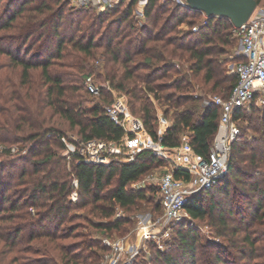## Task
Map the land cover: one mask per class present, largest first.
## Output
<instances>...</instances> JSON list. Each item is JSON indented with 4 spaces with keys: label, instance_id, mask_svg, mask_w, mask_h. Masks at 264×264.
<instances>
[{
    "label": "trees",
    "instance_id": "16d2710c",
    "mask_svg": "<svg viewBox=\"0 0 264 264\" xmlns=\"http://www.w3.org/2000/svg\"><path fill=\"white\" fill-rule=\"evenodd\" d=\"M169 2L148 0L145 23L137 26L132 16L135 0L118 3L115 7L123 6L119 12L115 7L72 8L66 0L4 1L0 9V264H95L108 251L102 238L124 235L134 224L131 215L143 206L161 213L158 187H131L151 167L163 165L164 160L150 151L107 164L75 160L68 164L63 155L60 138L67 132L82 141L119 140L124 135L104 110L114 99V90L123 94L131 113L161 144L176 147L186 134L193 151L208 154L218 107L180 106L193 100L184 93L192 79L207 93L229 95L237 76L224 71L220 56L232 46V24L213 16L197 31H181L183 23L197 24L193 17L202 19V12L179 4L169 8ZM112 10L118 14L109 17ZM99 67L102 71L95 72ZM87 76L104 81L98 84V95L87 91ZM152 98L163 106V117L170 119L161 135ZM253 114L259 116L264 139V107L253 103L249 110L239 109L236 118L240 124ZM244 129H251L249 120ZM260 140L247 138L240 126L227 173L212 188L188 199L189 219L174 226L162 250L150 244L149 264H264V165L258 164L255 145ZM12 147L17 151L12 152ZM16 163L20 170L14 182L4 179V168ZM173 175L186 179L188 172L177 168ZM74 179L75 201L69 197ZM8 188H13L12 195ZM72 206L85 213L71 214ZM116 207L127 216L115 217ZM76 218L93 231H81ZM205 218L214 235L223 239L221 244L199 243L190 221ZM32 240L38 246L30 245Z\"/></svg>",
    "mask_w": 264,
    "mask_h": 264
},
{
    "label": "built area",
    "instance_id": "2783aa9c",
    "mask_svg": "<svg viewBox=\"0 0 264 264\" xmlns=\"http://www.w3.org/2000/svg\"><path fill=\"white\" fill-rule=\"evenodd\" d=\"M69 7H90L103 11L115 7L120 2L130 0H66ZM148 0H135L136 12L144 16V7ZM172 3L186 6L185 0H168ZM208 17L202 13L200 23L191 27L197 31L207 24ZM232 36L238 40L237 55L241 57L234 63L232 72L237 76V82L229 95L224 98L220 95L205 97L203 106L218 107L219 117L215 136L207 155L199 154L191 148L189 138L182 135L181 143L169 148L154 139L145 129L142 120L131 113L123 95H118L104 106L110 119L121 126L124 135L119 140L87 139L80 140L76 135H62L60 140L64 145L63 155L67 163L75 160L87 164H107L112 159L123 157L133 160L137 153L148 150L153 155L164 160V167L168 172L159 177H150L151 183L158 187V201L161 213L140 211L130 216L134 226L127 235L104 236L102 243L108 248L101 256L100 264H135L136 256L142 251L149 258L148 245L163 249L169 240L174 226L189 219L185 208L188 199L201 190H207L216 185L225 176L233 142L240 134L239 118L236 113L239 109L249 110L254 103L264 107V4L256 5L248 19L242 25L231 27ZM87 91L98 95L99 87L93 76L85 79ZM159 120L166 123L164 117ZM163 129H157L161 135ZM0 145V150H1ZM12 152L17 148L12 147ZM162 165V166H163ZM188 172V177H175V169ZM135 183V182H134ZM73 190L69 197L77 199V180L72 181ZM134 188H138L133 186ZM115 217H126L121 208L116 207ZM133 235V237L131 236ZM148 249V250H147ZM148 259L143 264H149Z\"/></svg>",
    "mask_w": 264,
    "mask_h": 264
},
{
    "label": "rangeland",
    "instance_id": "374dc122",
    "mask_svg": "<svg viewBox=\"0 0 264 264\" xmlns=\"http://www.w3.org/2000/svg\"><path fill=\"white\" fill-rule=\"evenodd\" d=\"M4 1L5 0H1L0 1V9H2V6L4 4ZM164 2L166 0H161V2ZM168 1V0H167ZM124 3H127L126 1ZM263 3H264V0H263ZM175 5V3H168V7L171 8ZM123 6L121 7H115L114 10L118 9L117 11L119 12V10H122ZM115 12L114 14L113 13V10L110 11V16L109 17H113L115 14H118V12ZM132 16H133V22L137 25V26H140V25H143L145 23V17L144 16H140L138 15V13L136 12V7L133 6V9H132ZM194 21L196 23H198L201 19L200 15H197L195 17H193ZM198 21V22H197ZM192 25H188L186 23H183L179 26V29H181V31H185L187 29H191ZM232 40H233V43H232V46H226V49H225V52L220 56L221 58V61L224 63L223 64V68H224V71L228 74V75H235L233 72H232V67L234 65V63H236L237 61H239V59H241L240 56L237 55V52H238V40L236 37L232 36ZM98 64V63H96ZM179 65V63H178ZM177 65V66H178ZM184 67H186V64L184 63L183 65ZM97 71H102V68L99 67L96 69L95 72ZM169 73H171V75L173 74V77H174V72L173 70H171ZM96 74V73H95ZM94 75V74H93ZM163 79V78H162ZM95 83L98 85V84H102L104 85V81L102 80L101 77H99L98 79H95ZM192 83H191V86L189 88H187L188 90L185 91V95H187L188 97H192L193 100H189L187 102H184L180 107H183V106H189V105H192V104H199L201 105L203 99L205 97H212V96H215V95H220L221 96V92H214V93H207L205 92V90H203L202 87H199L198 84H195V80L192 79L191 80ZM207 87V86H205ZM113 97H116L118 95H123V94H119V92H117V90H114L113 93H112ZM93 99H96L95 97H91ZM152 101H154V105H155V108H156V114L158 116V121H157V129H163L166 127V125L170 122V119L169 118H166V123L164 124L163 122H161L159 120V117H163V112H162V109H163V106L160 105L159 102H157V100L153 99L152 98ZM199 109L197 110L196 114L199 113ZM253 118H250L252 117ZM252 116H248L247 119H245L244 121L240 122V126H242L243 128V131L245 132V135L247 138H250L251 136H258L261 138L260 142L258 143H254L256 146H257V155L260 156V158L258 159V164L259 165H264V157H262L264 151H263V143H264V139L262 137V129H261V124H260V119H259V116L258 114H253ZM250 118V119H249ZM248 120H249V124L251 125V129L249 130H246L244 129L246 123H248ZM67 134H73L75 135L73 132H67ZM1 161H2V158H0V164H1ZM240 163H244V162H240ZM1 168V167H0ZM20 164L19 163H16L14 166H6L3 170V178L4 179H7V177H9L10 179L12 178V181L14 182V180L16 179L17 177V173L18 171L20 170ZM8 171L11 172L10 176H7L8 174ZM168 172V169L164 167V165H160V166H155V167H151L148 172L145 174V176H143L142 178H140L137 182L135 183H132L131 187L134 188L133 186H136L138 187L137 189L141 188V187H145L146 185H154L157 187L156 183H151L149 181L150 177H159L162 173H166ZM12 189L13 188H8L7 191L8 193H10L12 195ZM136 189V188H135ZM0 205H1V201H0ZM6 205V203H5ZM142 211H150V210H146L145 207L143 206L141 208ZM140 210V211H141ZM140 211H137V212H140ZM70 213L72 214H84L85 211L83 209H79V208H74V206L71 207L70 209ZM136 213V212H135ZM76 214V215H77ZM127 214V213H126ZM208 219L209 218H205L203 220H198V219H195V220H192L190 221V226L193 227L195 229V232L197 233V236H198V239H199V243H206V242H215V243H222L223 242V239L222 238H218L214 235V232L211 230V227L208 225ZM74 222L76 223H80L79 225H82L81 227H79V229L81 231H93V228L90 227L82 218H76L74 220ZM134 224L126 230L125 234L124 235H127L129 232H131L132 228H133ZM122 236V235H121ZM133 237V235H131ZM171 237V236H170ZM170 239V238H169ZM25 244V243H24ZM30 245L36 247L38 246L37 244V241L36 240H32L30 242ZM150 245H148L149 247ZM149 249V248H148ZM147 249V250H148ZM177 251V250H176ZM200 248L198 247V253L200 252ZM175 253V251H173ZM201 254V252H200ZM148 256L146 255V253H144L143 251L141 253H138L137 256H136V261H135V264H143L146 262V259ZM150 257V255H149ZM239 261V260H238ZM101 263V258L99 259V261L95 264H100ZM240 264H242V262H239ZM250 263H253L252 261Z\"/></svg>",
    "mask_w": 264,
    "mask_h": 264
},
{
    "label": "water",
    "instance_id": "95a60500",
    "mask_svg": "<svg viewBox=\"0 0 264 264\" xmlns=\"http://www.w3.org/2000/svg\"><path fill=\"white\" fill-rule=\"evenodd\" d=\"M186 6L208 18L222 16L238 27L246 22L257 5L256 0H185Z\"/></svg>",
    "mask_w": 264,
    "mask_h": 264
}]
</instances>
